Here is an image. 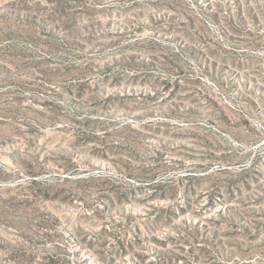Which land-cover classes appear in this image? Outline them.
I'll return each mask as SVG.
<instances>
[{
    "label": "rangeland",
    "instance_id": "374dc122",
    "mask_svg": "<svg viewBox=\"0 0 264 264\" xmlns=\"http://www.w3.org/2000/svg\"><path fill=\"white\" fill-rule=\"evenodd\" d=\"M263 261L264 0H0V264Z\"/></svg>",
    "mask_w": 264,
    "mask_h": 264
},
{
    "label": "trees",
    "instance_id": "16d2710c",
    "mask_svg": "<svg viewBox=\"0 0 264 264\" xmlns=\"http://www.w3.org/2000/svg\"><path fill=\"white\" fill-rule=\"evenodd\" d=\"M251 167H252L251 164L249 166L242 167V170L238 174L249 173L250 170H251ZM219 221H220V223H223L224 221H226V219H224L223 217H220ZM231 226H232L233 229H236V230L239 229L238 225L236 223H234V222H231ZM244 230H246V228ZM257 264H264V261L263 262H258Z\"/></svg>",
    "mask_w": 264,
    "mask_h": 264
}]
</instances>
